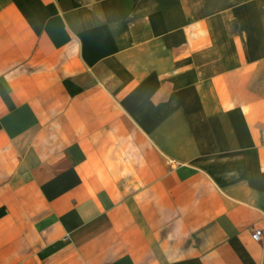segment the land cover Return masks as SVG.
<instances>
[{
  "label": "crops",
  "instance_id": "1",
  "mask_svg": "<svg viewBox=\"0 0 264 264\" xmlns=\"http://www.w3.org/2000/svg\"><path fill=\"white\" fill-rule=\"evenodd\" d=\"M0 264H264V0H0Z\"/></svg>",
  "mask_w": 264,
  "mask_h": 264
},
{
  "label": "built area",
  "instance_id": "2",
  "mask_svg": "<svg viewBox=\"0 0 264 264\" xmlns=\"http://www.w3.org/2000/svg\"><path fill=\"white\" fill-rule=\"evenodd\" d=\"M262 237V231L260 229H253L252 238L258 241Z\"/></svg>",
  "mask_w": 264,
  "mask_h": 264
}]
</instances>
